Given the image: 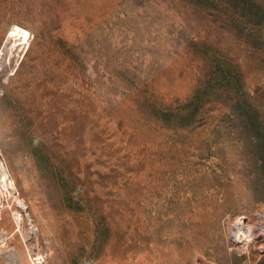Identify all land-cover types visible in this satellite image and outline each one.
Instances as JSON below:
<instances>
[{"label":"rangeland","instance_id":"1","mask_svg":"<svg viewBox=\"0 0 264 264\" xmlns=\"http://www.w3.org/2000/svg\"><path fill=\"white\" fill-rule=\"evenodd\" d=\"M197 8L0 0V264H264V44Z\"/></svg>","mask_w":264,"mask_h":264},{"label":"trees","instance_id":"2","mask_svg":"<svg viewBox=\"0 0 264 264\" xmlns=\"http://www.w3.org/2000/svg\"><path fill=\"white\" fill-rule=\"evenodd\" d=\"M231 3L235 8H230ZM192 4L198 6L199 11H202L205 15H210L211 9L216 11H221L223 18L229 19L232 21V26L230 29L231 32H235L238 35L249 34L256 42H259L261 45L264 44V29L263 32L250 33L246 24L251 21H256L260 24H264V9L255 8L257 5H254L249 0H192ZM242 6V8H240ZM246 6L250 8H245Z\"/></svg>","mask_w":264,"mask_h":264},{"label":"bare ground","instance_id":"3","mask_svg":"<svg viewBox=\"0 0 264 264\" xmlns=\"http://www.w3.org/2000/svg\"><path fill=\"white\" fill-rule=\"evenodd\" d=\"M12 190H13V183L8 180L7 169L4 165V163H2V161H0V207H1V200H2L1 194L2 193H6V194L11 193ZM12 193H14V192H12ZM18 204L22 205V202L18 201ZM15 220L17 223H19V221H20L19 216L15 215ZM237 229H238V233L236 235V240H238L239 242H241L243 240L248 241L249 240V233L246 229L245 223L242 220H239V222L237 223Z\"/></svg>","mask_w":264,"mask_h":264},{"label":"built area","instance_id":"4","mask_svg":"<svg viewBox=\"0 0 264 264\" xmlns=\"http://www.w3.org/2000/svg\"><path fill=\"white\" fill-rule=\"evenodd\" d=\"M239 220H240V219H239ZM237 243L244 247V244L246 243V241H245V240H243V241H241V242H238V241H237ZM244 248H245V247H244Z\"/></svg>","mask_w":264,"mask_h":264}]
</instances>
